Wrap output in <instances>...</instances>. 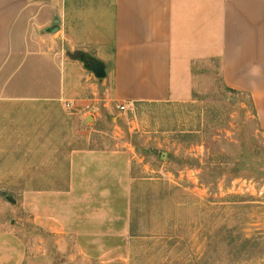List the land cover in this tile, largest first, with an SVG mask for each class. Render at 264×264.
<instances>
[{
  "label": "rangeland",
  "instance_id": "374dc122",
  "mask_svg": "<svg viewBox=\"0 0 264 264\" xmlns=\"http://www.w3.org/2000/svg\"><path fill=\"white\" fill-rule=\"evenodd\" d=\"M196 67L191 100L122 109L101 93L77 127L65 100L32 113L0 105V264H264V128L249 95L223 85L218 60ZM82 148L130 158L129 229L101 247L50 230L63 218L88 227L86 189L68 180L69 153Z\"/></svg>",
  "mask_w": 264,
  "mask_h": 264
},
{
  "label": "crops",
  "instance_id": "0c3cea01",
  "mask_svg": "<svg viewBox=\"0 0 264 264\" xmlns=\"http://www.w3.org/2000/svg\"><path fill=\"white\" fill-rule=\"evenodd\" d=\"M55 16L56 36L49 32ZM88 58L103 64L102 78L85 65ZM212 59L228 90L249 95L264 128V0H0V105H28L32 113L33 104L73 101L76 127L87 120L83 107H94L101 93L106 105L189 101L196 66ZM23 131L14 134L17 145ZM122 155L69 153V187L86 189L78 200L88 227L63 218L52 232L93 235L98 247L103 236L128 232L130 158Z\"/></svg>",
  "mask_w": 264,
  "mask_h": 264
},
{
  "label": "water",
  "instance_id": "95a60500",
  "mask_svg": "<svg viewBox=\"0 0 264 264\" xmlns=\"http://www.w3.org/2000/svg\"><path fill=\"white\" fill-rule=\"evenodd\" d=\"M58 19L55 18L54 19V24L51 28H49V32L50 33H54L55 31L58 30ZM81 58H83L81 56ZM84 62H85V65L91 70L93 71L94 75L97 77V78H102L104 75H105V71H104V66L103 64H101L99 61H96L92 58H88V59H83ZM87 120L91 119V116H87L86 118Z\"/></svg>",
  "mask_w": 264,
  "mask_h": 264
},
{
  "label": "built area",
  "instance_id": "2783aa9c",
  "mask_svg": "<svg viewBox=\"0 0 264 264\" xmlns=\"http://www.w3.org/2000/svg\"><path fill=\"white\" fill-rule=\"evenodd\" d=\"M64 105H65V107H66L67 109H72V108H73V101L65 100V101H64ZM120 107H121L122 109L125 108V106H124L123 104H121Z\"/></svg>",
  "mask_w": 264,
  "mask_h": 264
}]
</instances>
